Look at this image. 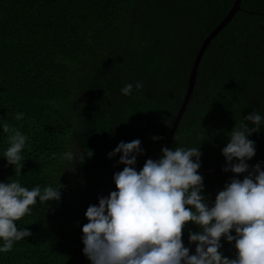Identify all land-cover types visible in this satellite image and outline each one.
Segmentation results:
<instances>
[{
    "label": "trees",
    "instance_id": "obj_1",
    "mask_svg": "<svg viewBox=\"0 0 264 264\" xmlns=\"http://www.w3.org/2000/svg\"><path fill=\"white\" fill-rule=\"evenodd\" d=\"M232 1L0 0V125L27 138L15 174L3 157L12 133L0 127V182L61 188L59 202L38 201L17 221L32 235L0 252V264H91L82 251L85 212L116 190L114 173L124 168L120 154H108L139 139L137 171L162 155L195 54ZM136 82L143 87L121 93ZM253 111L264 117V0H242L207 45L170 149L201 144V167L225 166L228 132ZM248 138L256 154L247 163L264 170V123ZM198 174L209 206L235 175ZM200 230L191 222L183 229L185 247L195 249L189 232ZM221 244L234 258V242Z\"/></svg>",
    "mask_w": 264,
    "mask_h": 264
},
{
    "label": "clouds",
    "instance_id": "obj_2",
    "mask_svg": "<svg viewBox=\"0 0 264 264\" xmlns=\"http://www.w3.org/2000/svg\"><path fill=\"white\" fill-rule=\"evenodd\" d=\"M134 86L141 89L143 84L128 83L121 93L131 95ZM23 116L18 113L15 119ZM262 123L264 117L253 111L228 132V142L222 149L226 161L223 171L235 175L218 192L212 206L202 195L203 177L198 174L201 144L162 147L158 159H147L137 171V157L144 154L141 141H121L108 154L109 158L120 154L118 163L124 165L113 176L116 190L99 197L98 206L90 205L85 212L84 256L91 264H264V170L259 163L250 170L247 163L256 154L255 142L248 137L258 133ZM0 127L4 133H12L3 157L15 174H21V153L27 138L7 122ZM156 139L161 138L153 137ZM178 139L175 135V142ZM92 155L89 150L88 157ZM65 158L75 157L68 152ZM245 173L242 180L238 178ZM60 189H28L19 181L0 182V252L11 251L16 242L32 235L27 228L18 229L17 221L30 214L38 201L41 205L59 202ZM190 222L201 229L189 232V244L196 245L194 255L182 241L183 229ZM222 238L234 242V258L219 251Z\"/></svg>",
    "mask_w": 264,
    "mask_h": 264
},
{
    "label": "water",
    "instance_id": "obj_3",
    "mask_svg": "<svg viewBox=\"0 0 264 264\" xmlns=\"http://www.w3.org/2000/svg\"><path fill=\"white\" fill-rule=\"evenodd\" d=\"M242 0H233L231 3L230 8L227 10L225 15L219 20V22L207 33V35L203 38L196 54L193 59L188 78H187V84H186V90L184 93V96L182 98V101L176 111V114L174 116V119L171 123V126L168 130L166 139L164 141L163 147L170 148V145L173 140L175 129L179 123V120L186 108V105L192 95L194 84L197 77V69L200 63V60L202 58V55L209 44V42L213 39V37L230 21V19L234 16L237 10L240 9V4ZM225 166H213V167H200L198 170V173H208L213 171H221L223 170ZM251 170V168H250ZM247 174V173H246ZM190 255L195 254V249H190Z\"/></svg>",
    "mask_w": 264,
    "mask_h": 264
}]
</instances>
